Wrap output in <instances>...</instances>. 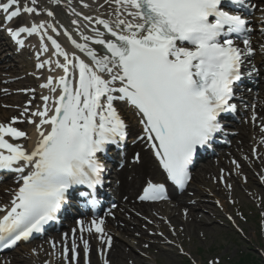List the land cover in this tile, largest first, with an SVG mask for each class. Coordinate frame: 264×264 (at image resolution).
Wrapping results in <instances>:
<instances>
[{
  "label": "snow or ice",
  "instance_id": "6c2138e0",
  "mask_svg": "<svg viewBox=\"0 0 264 264\" xmlns=\"http://www.w3.org/2000/svg\"><path fill=\"white\" fill-rule=\"evenodd\" d=\"M54 3L59 6L62 0ZM79 3L90 12L65 5L75 17L70 24L77 39L41 0H0V31L21 49L27 38L38 37L36 67L47 69L39 102L37 89L29 88L26 93L33 95L27 105L0 121V170L20 174L10 203L0 207L2 248L43 232L76 186H85L89 191L82 195L97 205V189L107 171L101 154L109 146L123 148L133 120L139 128L135 141L150 149L166 181L185 189L198 149L224 131L222 114L236 112L231 101L243 66L258 52L264 54V42L259 49L254 46L249 19L227 9L228 4L249 7L245 0ZM260 31L264 35V27ZM61 36L70 47L59 42ZM42 54L47 58L41 59ZM255 71L253 66L248 76ZM25 123L32 134L18 127ZM142 162L136 153L133 163ZM145 185L141 201L168 198L164 183L147 180ZM85 233L100 242L103 264H110L107 250L113 247V236L104 219L81 220L71 237L64 234L66 264H78L81 251L88 264L92 248ZM51 246L55 249L56 243Z\"/></svg>",
  "mask_w": 264,
  "mask_h": 264
},
{
  "label": "rangeland",
  "instance_id": "374dc122",
  "mask_svg": "<svg viewBox=\"0 0 264 264\" xmlns=\"http://www.w3.org/2000/svg\"><path fill=\"white\" fill-rule=\"evenodd\" d=\"M255 1L258 6L249 15V20L254 29L251 34L252 39L257 43L256 48L259 49L260 43L264 42V35L260 31L264 27V23L260 22L264 19V0ZM10 55L14 59L13 64L18 66L19 70L11 74L0 72V75L12 81L15 78H23L19 83H15L17 85L13 89L15 93L21 90V83L33 80L32 78L37 77V74L34 62L28 54L24 59L17 58L12 51L8 50L0 54V59ZM260 58H264V54L257 55L255 60ZM27 85L29 88H35L30 82ZM5 87L4 84H0V92ZM28 101L29 99H26L22 105H27ZM251 101L249 105L251 106V117L254 116L252 111H256L255 114L261 116H258L255 122L250 119L248 122L243 121L241 123V125L249 128L246 133L248 135L246 147L242 148L240 146L242 138L240 133L233 140V147L223 150V152L229 153L232 149H235L242 162L233 163V160H227L221 166H218L220 164L217 161L218 158H214L211 160V164L215 168L214 172L212 174L205 173L203 176L202 168L195 171L194 179L189 189L186 190L187 201L190 199V195L200 189H204L202 187L204 183L205 189L203 191L213 192V195H206L203 198L201 205L195 206L193 214L196 218L191 221V219L180 217V220L176 221L162 214L161 210L167 209L170 211L172 203L168 202L158 205L154 209L158 216L157 219L150 220V223L146 221L143 222L144 224H140L141 230L145 229L144 235L148 237V241L138 246V238L132 236H121L118 238L113 236V242L118 247L121 256L113 261L110 259V264H188L187 261H190V264H228L238 261L242 251L256 253L264 260V133L261 134L264 128V117L262 116L264 103L261 105V101H264V99L258 101L257 104L253 99ZM254 106L257 107L254 108ZM135 128L139 130L136 124ZM136 132L133 134L136 135ZM254 132L256 133L254 134ZM255 142L261 145V149L254 144ZM236 164L245 166L250 175L245 177L244 173L238 174L240 167L237 168ZM227 172L232 178L229 185L220 181L222 178L227 177ZM159 175L161 174L158 173V176L155 177L151 176L150 180H160L161 177ZM199 179H202V182L198 181ZM205 180H208V182H205ZM0 186L5 185L0 183ZM222 191L223 193H221ZM223 194L225 195L224 199ZM9 196L8 194V198ZM169 213L173 215V212L170 211ZM181 213L184 215V211ZM229 218L234 223H231ZM123 221L129 222L132 227L139 223L136 219L131 220L129 215L123 216ZM111 224V227L115 226L114 223L111 222ZM173 229H175V232L172 231ZM161 233L163 234L162 238L160 237ZM57 234L62 236L60 232ZM52 240L53 237L47 239L45 243L52 244ZM168 241H171V243H168ZM35 244L39 246L35 247ZM58 244L60 245L59 250H53L50 246L46 251L41 248L42 243L23 244L4 257L0 256V259L3 264L14 257L20 259L18 264H66L62 256L63 243L59 242ZM145 245H148V247H145ZM114 250L113 248L111 251ZM36 252L37 255H35ZM107 253H109V250H107ZM83 256L85 257L84 254ZM95 257L97 259H89L88 264H96V262L103 264L99 250ZM78 264H85V258L79 259Z\"/></svg>",
  "mask_w": 264,
  "mask_h": 264
},
{
  "label": "bare ground",
  "instance_id": "6f19581e",
  "mask_svg": "<svg viewBox=\"0 0 264 264\" xmlns=\"http://www.w3.org/2000/svg\"><path fill=\"white\" fill-rule=\"evenodd\" d=\"M49 2H51V6H49L50 5L48 4ZM69 2L71 3L72 7H75L77 9V11H81L84 13L90 12L89 9H83L81 7L79 0H62L61 5L59 6H57L54 3V0H47L46 3H43V6L48 8L49 10H54L56 12V20L59 21V23L64 25L65 27H68L71 31H73V35L76 36V33L74 31V26H71L70 24L71 19L75 17L69 15L71 9L65 6ZM55 6L57 8L64 6L65 9L58 11L56 10ZM100 11L103 12V9H101ZM241 13L244 14L243 11H241ZM91 14L96 15V12L92 11ZM44 18L48 19L49 22H51V18H47L46 16ZM37 19H39V17H37ZM262 21H264V19H262L260 22ZM53 36L55 37V34H53ZM76 38L78 39V36H76ZM57 39L59 40V42L62 43V45L70 47V45L67 44L65 37L61 36V37H58ZM253 43H254V46L256 47V43L254 41ZM28 44L30 45L29 50L23 53V55H21V58L24 59V57L28 54L30 56V59L31 60L33 59L32 61H34L37 64L38 61L36 59V52L38 51V37H29ZM11 46H12L11 43L6 42V44H4L2 41H0V54H3V52L7 51V49ZM259 54L261 53L258 52V55ZM46 58H47V54H42L41 59H46ZM13 62H14V59L11 56L0 59V72L6 73V74L16 73L19 70V67L15 66ZM261 63H264V59L263 60L256 59L253 61V64L255 67H258L259 64ZM37 73H38L37 79L32 78L33 80H28L26 83H21V86H22V88H20L21 90L15 93L13 92V89L17 87L15 83H19L20 80H22L23 78H15L13 81H11V80L4 78V76L0 75V84H4L6 86L5 89L0 92V114H1L0 121H4L8 118L18 115V113L22 110L21 106H22L23 101H25L26 99H29V100L31 99L33 93L31 92L26 93L25 91L29 89V86L27 85L28 82H30V84L34 86H37V92L35 95L37 96V102H39L40 92L46 91V90H41L39 88V84L43 82V77L44 75L47 74V69H43V70L37 69ZM16 95H19V96H16ZM14 97H16V99H14ZM5 105H7L8 107H5ZM8 109L12 111L10 112ZM262 116L264 117V113L262 114ZM129 119L131 118L129 117ZM133 124L135 125L134 121H132V132L135 131V127ZM18 127L22 129H27V131L30 134H32L33 132L32 126L26 123L20 124L18 125ZM242 130L243 132H241L242 138L240 141L241 143L240 146L242 148H245L248 142V138H247L248 135L246 133L248 132L249 128L246 126H242ZM255 133L256 132H254V134ZM254 144L257 145L261 149V145L258 142H255ZM236 146L238 145L236 144ZM135 151L140 152L142 156L143 162L141 164L133 163V155ZM227 160L228 161L233 160L237 163L242 162V159L238 157L237 153L235 152V149H232L229 153H227L224 157V160L222 159L220 160L221 163L218 166H221ZM214 169L215 168L213 164H210V163L206 164L205 167H202L201 169L202 173L204 172L202 175L204 176L205 173L212 174L214 172ZM241 171L244 173L245 177H248L250 175V172L247 171V169L243 165H241ZM158 173H159V169H158L157 163L154 157L151 156L146 146L142 145L141 143L134 144L133 146H131L130 151L126 157L124 166L120 167L117 171V179L120 183H119V201H118V206L116 208L117 210L116 216H115V219L112 221V223H114L115 226L111 227L109 224L107 225V229L111 231L116 237L120 235L123 237L132 236V237L138 238V241H137L138 246H140L141 243L149 240L148 237L144 235L145 229L143 228L141 230L140 224H144L143 222H146L145 216L150 217L151 219H154V218H157V215H156V211L153 210V207L151 204L144 203L138 200V195L142 189V186L145 185V182L148 179H150L151 176L153 177L158 176ZM18 179L19 178L17 177L6 179L10 181V182H6V184L10 183L9 185H11V187L9 188V191L8 189H6L8 187L0 186V204H1L0 207L6 206L10 203V200L12 198L11 195L13 194V191L17 187ZM234 180L236 179L234 178ZM198 181L202 182V179H199ZM228 181H232V178H228ZM205 182H208V180L207 181L205 180ZM202 187L205 189V183ZM204 189H200L193 195H190L189 196L190 202L189 200L187 201V197H188L187 193L183 192V194H177L175 197L170 199L172 206L169 210L173 212V215H171L169 213L170 211H168L167 209H161L162 214L167 215L168 217L176 221H179L180 217L181 218L184 217V219H191L192 221L193 219L196 218L195 215L193 214L194 212L193 210L195 209V206L201 205V203L203 202V198H205L206 195L208 196L213 195V192H209L207 190L203 191ZM221 193H223V191ZM8 194L10 195L9 198H8ZM224 198H225V195L223 194V199ZM182 211H184V215H182L181 213ZM185 212L188 213L187 216H185ZM125 215H130L133 219H136L139 223L136 226L132 227L129 222L123 221V216ZM109 222L111 223V221ZM71 232H72V229L69 231L64 230L63 234L67 233L69 237H71ZM77 235H79V233ZM138 235H140V237H138ZM85 237L89 239L91 248H92L90 254L88 255V258H93V260H95L97 259L95 255L97 254L100 244H98L96 241H93L89 236H85ZM54 242L56 243V250H58L60 248L58 243L59 242L61 244L63 243V237L60 235L54 236ZM68 245L69 247L71 246V239H69ZM36 246H39V245H35V247ZM41 248L47 250L49 246L44 242L42 243ZM81 248H82V245H81ZM113 248L115 250L111 251ZM112 249H110L109 253H107V257L109 261L110 259L112 261L116 260L118 257L121 256V253L120 251H118V247L116 246L115 243H113ZM35 255H37V252L35 253ZM81 258H83L82 251H81ZM18 261H20V259H17L14 257L12 259H9L8 262L6 261L5 264H18L19 263ZM0 264H3L1 262V259H0ZM96 264L98 263L96 262Z\"/></svg>",
  "mask_w": 264,
  "mask_h": 264
},
{
  "label": "trees",
  "instance_id": "16d2710c",
  "mask_svg": "<svg viewBox=\"0 0 264 264\" xmlns=\"http://www.w3.org/2000/svg\"><path fill=\"white\" fill-rule=\"evenodd\" d=\"M239 255L238 261L230 262L228 264H264V260L261 259L256 253L242 251Z\"/></svg>",
  "mask_w": 264,
  "mask_h": 264
}]
</instances>
